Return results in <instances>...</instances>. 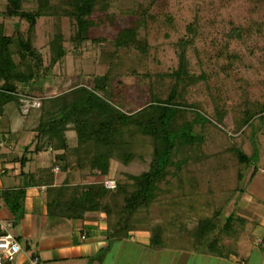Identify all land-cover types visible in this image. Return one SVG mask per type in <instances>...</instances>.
I'll return each instance as SVG.
<instances>
[{"label":"rangeland","instance_id":"1","mask_svg":"<svg viewBox=\"0 0 264 264\" xmlns=\"http://www.w3.org/2000/svg\"><path fill=\"white\" fill-rule=\"evenodd\" d=\"M49 1L51 6L62 8L63 0ZM5 4V0H0V12ZM36 7V0L24 4L26 11ZM87 21V40L76 47L70 42L78 33L74 20L56 16L37 20L33 46L40 52L43 66L49 65L50 43L55 36L61 35L62 46L70 52L47 77L48 95L64 93L74 85L89 87L94 77L110 72L119 101L116 103L122 112L131 113L153 95L166 99L174 88L183 97L177 101L192 107L176 117L177 124L192 123L193 130L204 137L197 156L200 159H193L179 170L176 164L170 165L158 185L157 199L148 209L138 210L127 224L163 231L164 253L153 257L158 264L167 260L172 263L175 248L206 247L193 235L201 220L211 219L219 227L213 233L216 243L212 248L234 244L228 243L233 233L238 239L236 244L243 246L242 240L250 236V230L264 223V115H255L250 127L242 126L244 116L264 106V0H155L154 4L151 0H104ZM0 22L7 35H12L18 24L17 30L26 36L25 22L5 17H0ZM255 25L259 27L254 28ZM130 28L137 29L136 39L140 47H147L145 52L115 48L119 34ZM189 28L195 30V39L185 52L189 77L178 83L168 75L179 67L178 44L191 37ZM232 30H239V37L231 35ZM31 106L37 107L38 101L24 100L21 109L29 116V130L37 126L39 116ZM17 110L10 105L5 113L17 114ZM197 113L209 123H195ZM127 137L133 144L130 165L113 161L109 177L94 179L73 172L74 184L109 182L116 186V180L132 184L128 176L147 171L154 142L138 132ZM22 142L28 144L30 140L23 138ZM237 150L247 162L238 158ZM184 156L174 155L172 161ZM116 201L108 200L113 210L107 220L111 228L119 220L120 202L114 207ZM229 216L231 226L225 234L222 228ZM209 242L210 239L207 245H211ZM142 250L123 247L119 264H145L152 260L144 258Z\"/></svg>","mask_w":264,"mask_h":264},{"label":"trees","instance_id":"2","mask_svg":"<svg viewBox=\"0 0 264 264\" xmlns=\"http://www.w3.org/2000/svg\"><path fill=\"white\" fill-rule=\"evenodd\" d=\"M5 1V8L0 12V17L17 18L19 22H25L28 29L26 36H23L17 30L18 24H15L13 34L7 35L4 24L0 22V117L5 115V108L8 105H13L21 111L24 100L38 101L37 107L31 106L34 113L39 115L37 126L31 129L35 134L33 138L35 153L50 148L53 153V167L62 172H79L83 178L109 177L113 161L128 166L134 158L131 151L133 144L127 135L138 132L154 142L148 170L137 176H128L133 181L132 184H122L116 180V186L112 190L105 188L102 183L70 185L66 181L60 186H54L53 167L39 170L35 176L30 177L31 185L46 187V205L48 215L52 218L78 221L87 213L96 212L103 213L107 223L113 214L108 200H117L114 207L120 202L119 220L116 227L111 228L107 225V238L109 240L127 238L130 232L141 228L130 227L127 224L128 219L138 210L148 209L157 199L160 191L158 185L167 175L168 167L176 164V169L179 170L193 159L196 161L200 159L197 156L204 141L203 135L193 130L192 123L184 122L180 125L176 122V117L185 108L192 107L183 101H177L178 97L180 100L183 97L173 88L166 99L153 95L148 103L142 104L135 112L124 113L116 103L119 101L116 97V86L110 80V72L94 77L89 87L74 85L64 93L48 95L50 88L46 84L47 77L51 75L55 64L66 58L70 52L62 46L61 35L55 36L50 43L49 65L43 66L40 52L33 46L37 20L51 16L74 20L78 33L70 42L77 47L87 40L85 35L90 25L87 18L104 0H63L60 9L51 6L49 0H36L37 7L28 11L24 9V4L31 0ZM151 1L155 3V0ZM142 16L146 18L147 15L143 13ZM188 31L191 37L178 44L179 67L168 75L178 83L189 77L185 52L195 39V30L189 28ZM231 35L239 37V30H232ZM136 36V28L122 31L115 41V48L139 49L142 53L145 52L147 47H140ZM130 74L136 75L134 72ZM257 114L264 115V106L260 105L258 112L244 116L242 126L250 127ZM195 115L197 117L195 123L199 125L209 123L204 115L198 113ZM25 116L29 118L28 114ZM179 153L185 156L173 162L172 157ZM236 153L241 161L247 162L246 156L240 150ZM25 159L26 155L19 159L21 165L25 164ZM23 194V191H18L15 196L20 200ZM11 204L10 211L16 218L19 202L13 200ZM231 220L230 216L226 219L222 228L223 233H227L226 229L231 226ZM217 229L219 227L213 220H201L196 224L193 235L198 242L203 243V246L212 248L216 243L212 239L213 233ZM150 232L151 244L161 245L163 231L152 228ZM209 239L211 245H207Z\"/></svg>","mask_w":264,"mask_h":264},{"label":"crops","instance_id":"3","mask_svg":"<svg viewBox=\"0 0 264 264\" xmlns=\"http://www.w3.org/2000/svg\"><path fill=\"white\" fill-rule=\"evenodd\" d=\"M27 120L19 110L17 114L8 111L0 117V235L11 234L21 248L13 262L4 264H30L35 258L38 264H119L121 249L128 245L136 251L143 249L144 258H152L143 263L158 264L153 257L164 253L163 243L153 246L148 228H137L121 240H109L103 213H87L78 221L48 215L46 187L31 185L30 177L53 167V153L50 148L34 152L35 134L26 127ZM23 138L30 142L23 144ZM24 155L26 161L21 165L19 159ZM52 172L54 186L66 181L76 185L73 172H62L57 167ZM18 191L24 193L20 200L15 196ZM13 200L19 202L16 218L9 206ZM249 235L242 240L243 246L236 244L238 239L233 233L228 243L234 244L227 248H219V241L215 248H175L172 263L165 260L164 264H264V223L251 229Z\"/></svg>","mask_w":264,"mask_h":264},{"label":"built area","instance_id":"4","mask_svg":"<svg viewBox=\"0 0 264 264\" xmlns=\"http://www.w3.org/2000/svg\"><path fill=\"white\" fill-rule=\"evenodd\" d=\"M104 186L107 189L115 188V184L110 185L109 182H104ZM20 252V245L11 234L0 235V264L13 262ZM30 264H38V259H33Z\"/></svg>","mask_w":264,"mask_h":264}]
</instances>
